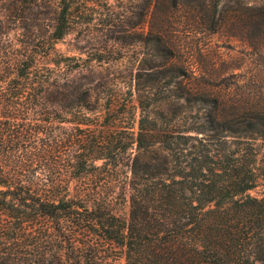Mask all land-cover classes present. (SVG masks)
Wrapping results in <instances>:
<instances>
[{"label": "trees", "instance_id": "1", "mask_svg": "<svg viewBox=\"0 0 264 264\" xmlns=\"http://www.w3.org/2000/svg\"><path fill=\"white\" fill-rule=\"evenodd\" d=\"M220 1L144 0L170 10L198 6L210 32L231 10L246 28L264 31V0H237L235 9ZM70 2H59L54 41L70 31ZM161 39L152 62L162 59L163 68L154 81L174 85L173 104L138 95L143 114L135 137L112 135L113 121L73 156L72 175L85 176L123 164L135 147L127 218L97 199H52L32 189L21 169L0 165V264H109L100 243L121 248L124 264H264V197L248 193L261 177L264 106L241 97L227 105L220 84L188 69ZM33 62L14 64L13 74L27 77ZM16 90L28 87L18 83Z\"/></svg>", "mask_w": 264, "mask_h": 264}, {"label": "rangeland", "instance_id": "2", "mask_svg": "<svg viewBox=\"0 0 264 264\" xmlns=\"http://www.w3.org/2000/svg\"><path fill=\"white\" fill-rule=\"evenodd\" d=\"M59 2L0 0V165L21 169L32 189L52 199H97L127 218L135 147L123 164L85 176L72 175L73 156L113 121L118 129L112 135L135 137L143 114L138 95L173 104L168 98L174 85L154 81L163 68L162 59L152 62L158 38L176 47L188 69L204 70L206 81L220 84L227 105H238L241 97L264 106V31L243 26L237 11L223 12L210 32L198 6L170 10L144 0H71L70 31L54 41ZM236 2L221 0L220 6L235 9ZM30 60L28 76L16 77L13 65ZM18 83L28 90H16ZM257 145L261 177L248 193L260 199L264 141ZM100 247L109 264H124L121 248Z\"/></svg>", "mask_w": 264, "mask_h": 264}]
</instances>
